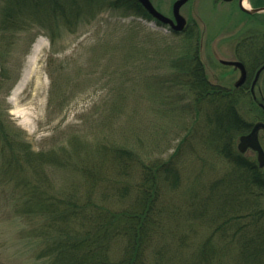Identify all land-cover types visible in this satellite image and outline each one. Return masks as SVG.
I'll use <instances>...</instances> for the list:
<instances>
[{
	"label": "trees",
	"instance_id": "obj_1",
	"mask_svg": "<svg viewBox=\"0 0 264 264\" xmlns=\"http://www.w3.org/2000/svg\"><path fill=\"white\" fill-rule=\"evenodd\" d=\"M109 5L151 18L137 0ZM63 11L61 0H3L0 28L38 25L54 45ZM178 69L175 81L190 96L180 109L191 125L165 161L105 140L71 161L75 148L34 151L0 108V190L17 217L33 222L22 225L26 255L40 264H264V169L235 147L252 125L240 103L253 100L224 94L196 54ZM194 144L226 169L198 172L194 158L192 183L176 194L179 165ZM57 169L69 174L55 189L49 175ZM201 227L209 232L194 238Z\"/></svg>",
	"mask_w": 264,
	"mask_h": 264
},
{
	"label": "rangeland",
	"instance_id": "obj_2",
	"mask_svg": "<svg viewBox=\"0 0 264 264\" xmlns=\"http://www.w3.org/2000/svg\"><path fill=\"white\" fill-rule=\"evenodd\" d=\"M109 1L61 0V32L54 45L47 30L38 25L9 32L0 28V108L9 126L21 132L34 151L75 148L71 161L84 158L87 150L94 153L105 140L165 161L190 129L191 119L180 109L189 92L175 80L179 65L196 54L197 39L168 33L147 19L111 7ZM196 1L194 14L208 42L202 50L207 75L215 81L221 67L210 56V48L219 51L221 31L236 24L230 23L235 13L219 5L220 0ZM2 4L0 0V9ZM34 43H41L40 51L14 94L30 68ZM240 111L251 122L263 117L248 98L240 103ZM259 140L264 149L263 132ZM76 141L82 144L76 147ZM193 147L179 165L180 187L175 193L187 187L189 180L192 183L194 158H199L198 172L220 175L226 169L224 162L196 144ZM65 174L69 173H48L52 187H61ZM4 195L0 190V264H40L32 254L26 255L23 239L33 222L17 217ZM202 228L194 231V238L209 232Z\"/></svg>",
	"mask_w": 264,
	"mask_h": 264
},
{
	"label": "flooded vegetation",
	"instance_id": "obj_3",
	"mask_svg": "<svg viewBox=\"0 0 264 264\" xmlns=\"http://www.w3.org/2000/svg\"><path fill=\"white\" fill-rule=\"evenodd\" d=\"M149 1L161 15L168 18L171 22L164 23L155 19L140 4L141 7L151 16V18H148V20L151 21L156 27L164 28L168 33L185 35L187 38L195 37L197 39L194 45L196 49V57L204 65L207 71L208 66L203 56L202 50L204 47H206L205 43L208 42H206L203 37L204 27H201L199 20H197L194 14L197 1L186 0L178 8L177 14H179L185 21L181 30H176L174 28V26L177 24L173 7L176 0ZM212 1L214 2L217 0ZM243 2L249 6L246 7L248 9L264 8V0H220V3H218L224 7L227 6L232 8L230 13H235V15L232 16L230 23L236 24L221 31V40L218 42L217 48L219 51L213 50L214 47L210 48V56L215 58L220 65L221 73L217 78H215V81L211 80V78L209 80L213 85L218 86L220 90L224 91V94L245 95L251 97L255 106L260 110L263 117L256 120L255 122H252L249 130L242 134L245 135L250 132L254 123H264V69L261 70L259 75L256 77L258 69L264 65V11L255 13L245 12L240 7V5H243ZM233 7L236 9H233ZM224 62L240 63L244 67L245 79L241 84L236 85L241 74L239 67L235 66L234 64H226ZM261 132L264 134L263 129H260L257 132L260 145L261 142L259 140V134ZM239 137L236 139V149ZM240 153L250 159H253L257 163V153L250 147L246 148ZM261 169H264V167Z\"/></svg>",
	"mask_w": 264,
	"mask_h": 264
},
{
	"label": "water",
	"instance_id": "obj_4",
	"mask_svg": "<svg viewBox=\"0 0 264 264\" xmlns=\"http://www.w3.org/2000/svg\"><path fill=\"white\" fill-rule=\"evenodd\" d=\"M146 10L147 12L153 16L155 19L160 20L164 23L166 22H171L168 18L164 17L163 15H161L151 4V2L149 0H137ZM186 0H176L174 2V12H175V17H176V25L174 26V28L176 30H181L184 26V19L177 14L178 8L180 7V5H182ZM225 1H230V0H225ZM241 9L245 12L248 13H255V12H260V11H264V8H257V9H248L246 7H244L243 5H240ZM226 63V62H224ZM226 64H234L235 66L239 67L240 69V77L237 80L236 85L241 84L244 79H245V70L244 67L240 64V63H226ZM264 69V65H262L257 73H256V77L259 75V73L261 72V70ZM263 129L264 130V123L262 122H256L253 124L252 129L250 130L249 133L245 134V135H241L239 137V141L237 144V149L239 152H243L246 148L250 147L251 149H253L254 151H256L257 153V163L259 168L264 167V151L258 141V137H257V132Z\"/></svg>",
	"mask_w": 264,
	"mask_h": 264
},
{
	"label": "bare ground",
	"instance_id": "obj_5",
	"mask_svg": "<svg viewBox=\"0 0 264 264\" xmlns=\"http://www.w3.org/2000/svg\"><path fill=\"white\" fill-rule=\"evenodd\" d=\"M243 6L247 7L246 3L243 2ZM40 47H41V43H34L33 47H32V52H31V57L28 60V66L30 67L26 73L23 74V76L21 77L19 84L15 87V89L13 90L14 94H17L20 90V88L23 86L25 80L27 79V75L31 72L30 70H32V65L35 63V59L38 56V53L40 51Z\"/></svg>",
	"mask_w": 264,
	"mask_h": 264
}]
</instances>
